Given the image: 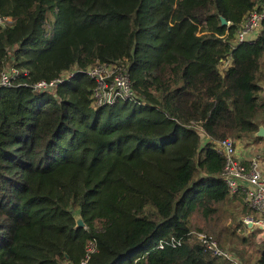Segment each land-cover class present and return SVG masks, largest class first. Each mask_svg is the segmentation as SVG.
I'll use <instances>...</instances> for the list:
<instances>
[{
  "label": "trees",
  "instance_id": "1",
  "mask_svg": "<svg viewBox=\"0 0 264 264\" xmlns=\"http://www.w3.org/2000/svg\"><path fill=\"white\" fill-rule=\"evenodd\" d=\"M261 1L0 0V264H233L188 240L225 248L212 223L243 206L214 144L264 142V20L235 45ZM98 64L126 69L132 102L94 107L83 72L33 89Z\"/></svg>",
  "mask_w": 264,
  "mask_h": 264
},
{
  "label": "built area",
  "instance_id": "2",
  "mask_svg": "<svg viewBox=\"0 0 264 264\" xmlns=\"http://www.w3.org/2000/svg\"><path fill=\"white\" fill-rule=\"evenodd\" d=\"M263 20L264 0L245 16L236 33L235 45L252 41L254 36L262 30ZM2 23L3 19L0 17V24ZM82 72L94 84L92 91L94 107L134 100L129 75L126 69L118 64H98L85 71L75 69L64 73L53 81H39L33 86V89L42 93H52L59 84L71 81L77 73ZM15 74L14 70L3 74L0 88L9 87V75L14 76ZM213 148L224 159L221 179L231 194L243 197L244 204L250 211V214L243 220L244 226H256L264 231V168L260 165L262 162L258 157H253L247 168L237 153L236 140L227 138L217 141ZM188 243L203 246L205 251L211 255L224 258L233 264H239L227 250L221 249L214 239L207 238L203 234L198 233L197 236L189 234ZM162 246L163 243L160 242L158 247L162 248ZM90 251L93 252L92 247H88V252Z\"/></svg>",
  "mask_w": 264,
  "mask_h": 264
},
{
  "label": "rangeland",
  "instance_id": "3",
  "mask_svg": "<svg viewBox=\"0 0 264 264\" xmlns=\"http://www.w3.org/2000/svg\"><path fill=\"white\" fill-rule=\"evenodd\" d=\"M141 105L143 104L141 103ZM201 137L204 140L202 134ZM246 146H249V144ZM250 146L252 147L251 155H256L261 152L260 149H263L264 142L258 143L256 145L252 144ZM237 202L238 201L235 200V203L231 208L223 209L216 216L215 222H213L212 224L217 229L222 230L224 232L228 230V235H231L234 232V236L232 238L228 237L229 242L228 245L225 248H223L224 250H227L239 264H253V260L257 255L256 247L259 244V242H261V240L264 238V231L256 226L253 227L244 226L243 220L246 216L250 214V211L244 205V202H243L244 207L242 206L240 208H235L238 205ZM243 211H245L246 213L245 212L243 213ZM197 234L198 233H196V231L192 233L193 236H197ZM199 234L205 235V233L203 232ZM210 238L214 239L217 242V245L219 246L217 238L213 236H211ZM242 238L246 239V242H242L241 241ZM235 251H239V254L241 256L243 255V258L240 259V257L236 254Z\"/></svg>",
  "mask_w": 264,
  "mask_h": 264
},
{
  "label": "crops",
  "instance_id": "4",
  "mask_svg": "<svg viewBox=\"0 0 264 264\" xmlns=\"http://www.w3.org/2000/svg\"><path fill=\"white\" fill-rule=\"evenodd\" d=\"M263 30V27H262ZM258 35V33L254 36V38L252 39V41L255 39V37ZM251 42V41H248ZM263 96H264V88H263ZM238 142V143H237ZM249 146H246L248 145ZM256 145L253 140H248L245 139L243 141L237 140L236 141V147H237V153L239 155V157L244 161L246 167H249L250 162L253 160V157H258V159L262 162L260 165L262 168H264V151L263 149H260V153L256 154V155H251V146L250 145ZM241 196V195H240Z\"/></svg>",
  "mask_w": 264,
  "mask_h": 264
},
{
  "label": "water",
  "instance_id": "5",
  "mask_svg": "<svg viewBox=\"0 0 264 264\" xmlns=\"http://www.w3.org/2000/svg\"><path fill=\"white\" fill-rule=\"evenodd\" d=\"M220 20H221V25H222V26L228 24L224 18L221 17ZM255 136L264 139V128H263L262 126H259V129H258V131L256 132ZM76 227H77V228L84 227V223H83V221L81 220L80 217H77V218H76Z\"/></svg>",
  "mask_w": 264,
  "mask_h": 264
}]
</instances>
